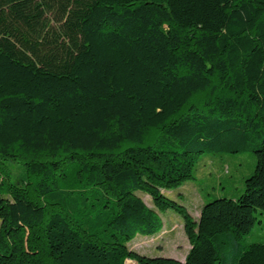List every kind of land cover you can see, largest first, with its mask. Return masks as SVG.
<instances>
[{"label":"trees","instance_id":"16d2710c","mask_svg":"<svg viewBox=\"0 0 264 264\" xmlns=\"http://www.w3.org/2000/svg\"><path fill=\"white\" fill-rule=\"evenodd\" d=\"M245 152L243 191L197 221L165 195ZM168 209L184 260L130 249ZM258 211L264 0H0V264H264Z\"/></svg>","mask_w":264,"mask_h":264},{"label":"rangeland","instance_id":"374dc122","mask_svg":"<svg viewBox=\"0 0 264 264\" xmlns=\"http://www.w3.org/2000/svg\"><path fill=\"white\" fill-rule=\"evenodd\" d=\"M256 159L250 152L238 154L204 155L197 162L193 179L183 183L179 188L165 190V195L178 201L197 221L203 203L219 196L232 197L244 189V181L255 168ZM21 171L13 173L14 181ZM151 208L149 196L141 191L136 192ZM162 227L152 235L137 234L128 247L139 254L149 257H168L184 260L190 243L184 231L181 215L173 210L160 212ZM257 222L245 235L243 242H264V211L257 212ZM127 264L135 262L127 260Z\"/></svg>","mask_w":264,"mask_h":264},{"label":"crops","instance_id":"0c3cea01","mask_svg":"<svg viewBox=\"0 0 264 264\" xmlns=\"http://www.w3.org/2000/svg\"><path fill=\"white\" fill-rule=\"evenodd\" d=\"M202 205H203V201H202ZM183 261V260H182Z\"/></svg>","mask_w":264,"mask_h":264}]
</instances>
